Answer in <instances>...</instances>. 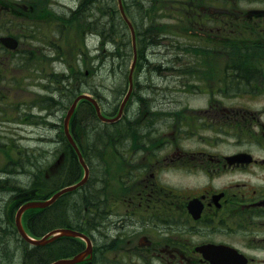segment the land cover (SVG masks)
I'll return each mask as SVG.
<instances>
[{
  "label": "flooded vegetation",
  "instance_id": "obj_1",
  "mask_svg": "<svg viewBox=\"0 0 264 264\" xmlns=\"http://www.w3.org/2000/svg\"><path fill=\"white\" fill-rule=\"evenodd\" d=\"M171 1L173 9L153 16V30L165 52L161 81L174 86L155 94L136 85L121 118L144 112L138 118L143 137L127 138L123 147L104 139V148L98 139L77 200L63 195L47 208L50 226L56 224L49 233L82 235L48 242V264L79 256L73 264H264V0ZM35 4L0 0V39H18L20 17ZM20 55V41L10 49L0 40V65L14 64L6 74L17 73ZM157 96L170 111L158 108ZM10 97L18 98L14 87L0 89V104ZM18 113L15 100L11 108L0 105V128L18 129ZM164 120L170 125L154 137ZM64 126H52L58 130L53 142L66 152L47 165L50 195L84 174L77 155L68 153L73 147ZM77 128L78 138L74 126L72 134L83 152L85 123ZM12 157L0 170V225L15 228L5 236L20 243L13 221L22 201L20 164ZM6 244L0 240V262L14 264Z\"/></svg>",
  "mask_w": 264,
  "mask_h": 264
},
{
  "label": "rangeland",
  "instance_id": "obj_2",
  "mask_svg": "<svg viewBox=\"0 0 264 264\" xmlns=\"http://www.w3.org/2000/svg\"><path fill=\"white\" fill-rule=\"evenodd\" d=\"M35 1V5L37 6L33 12L29 13L32 17L28 14L25 16L22 15L20 17V32L14 33L22 41L20 64L17 73L13 76L5 72V68H14V64L11 60L6 62L9 66L0 65V89L7 91L12 90L14 87L18 91V98L10 97L6 103L0 105L2 107L8 106L11 108L15 100V105L19 107L18 114L20 116V127L18 129L9 127L3 130L0 128V140L5 143L0 145V170L4 169L8 160L13 159L12 156H14L20 160V167L22 163L26 164L24 166L26 170L25 173H28L29 167L31 166L30 160H33V163L39 165V171L41 170L39 172L40 182H45V171L49 162L57 159L60 153L66 152L61 144L53 142L57 137L58 130L52 128V126L56 124V127L59 129L60 125L64 124L65 118V110L57 105L54 107L49 105L54 95L53 92H56L57 96L59 95L58 91H53V76L62 74V72L66 71L67 65L75 62L76 52L80 49H83L90 56V62L82 68V73L88 74L91 83L94 80L102 78V76L100 75L101 70L98 68L99 62L97 61V52L100 46L99 40L90 34H82V31L72 24L73 21L69 22L71 10L76 8L79 0ZM64 3L67 4V10L62 11V5ZM162 7V9L165 10H171L173 9V4L171 0H165ZM153 8L156 9L158 7L153 3ZM47 15H50V17L53 16L55 22L48 24L46 20L50 17L47 18ZM135 17H138V15ZM66 30L67 32L65 34ZM135 36L137 38L136 29ZM153 47L154 48L148 50V54L151 56V54L154 53L155 56H148L149 62L153 64L165 62L163 59V57H165L163 53L165 52L158 48V44ZM59 50L62 52V56L57 55ZM108 53L109 48L105 47L101 57H105L104 55H108ZM160 56L162 57L158 58ZM186 57H189V55ZM131 64L132 62L130 63L129 69L131 68ZM140 72L141 74L137 79V90H157L155 91L156 94L158 91H161V89H172L174 86V82L172 81H161L163 73H154V76L152 75L149 77L150 75L143 72V69H141ZM104 84L108 85L109 79H107ZM108 93L110 95L109 97L115 96L114 93ZM157 99L159 100L157 105H159L158 108L161 109V111L165 113L170 111L164 108L166 105L160 102L161 96H157ZM82 113L83 109L80 110V116ZM170 123L171 122H166V120L160 123L155 128L154 137L163 136L162 134L165 132V128L168 127ZM12 141L13 143H11ZM38 156H40V158H37ZM96 157V155L93 156V160L96 159ZM18 169L19 167L17 166L15 171ZM33 169L35 168H31V171ZM21 170L19 171L20 180L23 184L29 183V176H25L26 174ZM31 173L34 174L36 172L32 171ZM42 193L46 195L47 191L45 188ZM66 197L69 201L70 197ZM30 213L31 211L29 210L27 214L29 215ZM22 221L24 224L25 219H22ZM13 233H16L15 228H10V226L7 225H0V240L7 243V252H5L14 255L12 261L14 264H21L23 244L5 236V234L11 235ZM3 250L2 254L5 255ZM18 250L21 252L20 255L15 254ZM0 264L9 263L5 261L4 263L0 262Z\"/></svg>",
  "mask_w": 264,
  "mask_h": 264
},
{
  "label": "trees",
  "instance_id": "obj_3",
  "mask_svg": "<svg viewBox=\"0 0 264 264\" xmlns=\"http://www.w3.org/2000/svg\"><path fill=\"white\" fill-rule=\"evenodd\" d=\"M155 1L156 0H124V6L127 10L128 16L134 23L137 34L138 62L135 71L136 83L141 74V69H143V72L149 74V77L154 73H163L161 63L153 64L152 62L150 63L148 59V56H150L148 50L154 48L153 46H156L160 41V33L153 30L156 26L153 16L158 17L157 12L160 10L158 8H153V3L155 4ZM137 15L138 17H135ZM146 16H151V18ZM46 17L48 18L50 15H47ZM72 21V24L75 25L76 28H79L82 31V34H90L99 40L100 46L97 52V61L99 62L98 68L101 70L100 75L102 78L94 80L95 82L93 81L91 83L88 74L84 72L82 73V68L90 62V56L83 49L78 50L75 55V62L67 65V71L53 76V91H58L59 95L57 96L56 92H53L54 95L52 96V101L49 102V105H52L53 107L55 105L60 106L61 109L65 110L64 113H66L78 95L83 92H88L98 99L103 112L107 116L113 117L116 114V111H118L122 99L128 90L129 67L134 57L129 28L122 18L115 0H79L76 8L71 10L69 22ZM46 22H55L53 16L48 18ZM66 32L67 30L65 31V34ZM105 47L109 48V53L108 55H104L105 57H101ZM57 55L62 56V52L59 50ZM151 56H155V54L152 53ZM161 57L162 56L158 58ZM146 69L147 71H144ZM107 79H109L108 85L104 84ZM108 92L114 93L115 96L109 97L110 95ZM133 98L139 99L138 93L134 94ZM81 109H83V113L80 116ZM138 114L139 112L133 118L124 116L114 124H103L97 118L95 109L91 103L87 101H81L79 103L78 109L72 119V126H74L75 136L77 137L79 131L77 123L80 121L85 123V128L82 131L84 132L87 141L84 146H81L88 166L92 167V157L97 155L96 150L99 146V143H97L98 139H103L100 143L102 148H104L107 145L104 139H117V146L123 147L124 145H120V143H123L127 138L143 137L141 134L143 127L138 118L141 117L144 112L140 115ZM93 123H99V125L94 126ZM150 132L147 137L151 136ZM95 143L97 144L95 145ZM95 147L96 150L94 151ZM69 153L74 154L72 150L69 151ZM40 156L37 158H40ZM30 161L31 166L29 167L28 173H25L26 170L24 166L26 164L22 163L20 167V170L22 169L21 171L26 174L25 176H29L28 181L30 182H25L26 184H23L20 180L19 184L21 183V186L19 189L22 191L23 185L26 186L29 184L31 185L30 187L38 189L35 199L45 200L46 195L42 193L45 185L41 184L39 178V172L41 170L39 171V165L33 163V160ZM31 168H35L32 171H35L36 173H31ZM76 194L78 195V192ZM76 200L77 197H75L74 193L70 202ZM46 212L47 209L31 210V213L27 216V226L31 233L37 238L43 237L52 228H56V224L50 226L46 217ZM33 214L35 215L34 217H32ZM72 218L74 224H76L74 220L75 217ZM21 243L23 244L21 264L49 263L46 256L47 249L45 246H31L22 240Z\"/></svg>",
  "mask_w": 264,
  "mask_h": 264
},
{
  "label": "water",
  "instance_id": "obj_4",
  "mask_svg": "<svg viewBox=\"0 0 264 264\" xmlns=\"http://www.w3.org/2000/svg\"><path fill=\"white\" fill-rule=\"evenodd\" d=\"M119 2H120V8H121V11H122V13H123V16L125 17V19H126L128 25H129V27H130V29H131L132 36H133V45H134V49H135V59H134V63H133V67H132V68L134 69L135 61H136V38H135V31H134V28H133L131 22L126 18L125 14H124V10H123V6H122V2H121V0H119ZM2 42H3L6 46L11 47V48L16 47V45H17V43H18L16 40H14V39H12V38H2ZM133 69H132V70H133ZM132 87H133V85H132V74H131V75H130V90H129V92H128V94H127V96H126V98H125V100H124V102H123V104H122L121 112H122L123 107H124L125 104H126V101H127L128 98L130 97V94H131V92H132ZM81 99H88V100L92 101V103H94V105H95V107H96V110H97V112H98V115H99V117H100V119H101L102 121H104V122H112V121H114V120H116V119H108V118H105V117L101 114V111H100V108H99L97 102H96L95 100H93L92 98H90L89 96H87V95H81V96H79V97L74 101V103H73L72 106L70 107L69 112H68V115H67V117H66V121H65V129H66V133L68 134V137H69V139H70V141H71V144L75 147L76 151H77L78 154H79L80 160H81V162L83 163L84 161H83L82 155L80 154V152H79V150L77 149V147H76L74 141L72 140V137H71L70 133L68 132V121L70 120V118H71L73 112L75 111V108H76V106H77V103H78ZM121 112H120V113H121ZM86 175H88V168H86ZM82 183H83V182H82ZM82 183H80V184H78V185H76V186L68 187V188H66V189H64V190H62V191H60L59 193H57V194L53 197V199H52L51 201H45V202H30V203L24 205V206L21 208V210H20V212H19V215H18V218H17V225H18V229H19V232H20L21 236H22L27 242H29V243H31V244H34V245H40V244L45 243L47 237H44L42 240L36 241V240L30 238V237L25 233L24 229L22 228V226H21V224H20V215H21L25 210H27V209H35V208H45V207H47V206L50 205V204H51L56 198H58L60 195H62L63 193H66V192H69V191H72V190L76 189V188H77L79 185H81ZM28 195H29V193H24V194L20 195L19 197H25V196H28ZM61 232H62L63 234H74V235H77V233H75V232L66 231V230H61ZM78 260H79V257L76 258L75 260H72V261H65V260H62V261L56 262L55 264H70V263H76Z\"/></svg>",
  "mask_w": 264,
  "mask_h": 264
},
{
  "label": "bare ground",
  "instance_id": "obj_5",
  "mask_svg": "<svg viewBox=\"0 0 264 264\" xmlns=\"http://www.w3.org/2000/svg\"><path fill=\"white\" fill-rule=\"evenodd\" d=\"M122 18L124 19V21L126 22V24H127V26H128V28H129V31H130V35H131V37L133 38V36H132V32H131V29H130V27H129V25H128V23H127V21H126V19H125V17H123L122 16ZM134 24V23H133ZM137 35V34H136ZM135 38H136V36H135ZM132 43H133V41H132ZM136 43H137V38H136ZM96 156H98V155H96Z\"/></svg>",
  "mask_w": 264,
  "mask_h": 264
}]
</instances>
